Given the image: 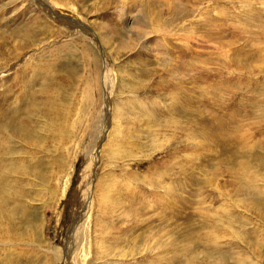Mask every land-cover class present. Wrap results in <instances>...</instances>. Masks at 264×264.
I'll list each match as a JSON object with an SVG mask.
<instances>
[{
	"label": "rangeland",
	"instance_id": "obj_1",
	"mask_svg": "<svg viewBox=\"0 0 264 264\" xmlns=\"http://www.w3.org/2000/svg\"><path fill=\"white\" fill-rule=\"evenodd\" d=\"M23 1L0 0V264H260L264 0Z\"/></svg>",
	"mask_w": 264,
	"mask_h": 264
},
{
	"label": "bare ground",
	"instance_id": "obj_2",
	"mask_svg": "<svg viewBox=\"0 0 264 264\" xmlns=\"http://www.w3.org/2000/svg\"><path fill=\"white\" fill-rule=\"evenodd\" d=\"M23 2H27V6H29V7H31V8H34V9H36L35 7V5H34V3L32 2V1H26V0H24ZM36 12H37V9L35 10ZM48 12H50L49 10H48ZM35 20V19H34ZM86 20V19H85ZM36 21H37V19H36ZM46 22L49 24V25H51L52 26V22L51 21H49V20H46ZM57 30H60V28L57 26ZM61 31H63V32H65L66 30L63 28V27H61ZM97 31V30H96ZM99 32V31H98ZM99 35V34H98ZM60 36H64V35H62V34H60ZM103 36V35H102ZM78 38V40H79V43H80V45L81 44H83V42L84 41H82V38L83 37H77ZM103 38V37H102ZM104 41H106V40H104ZM73 42H78L77 40L76 41H74L73 40ZM78 43V44H79ZM87 43V42H86ZM107 46V45H106ZM41 47V46H40ZM108 47V46H107ZM40 49V48H39ZM44 52V51H43ZM47 52V51H46ZM51 52V51H50ZM111 56V55H110ZM108 100H109V96H108V94L106 95V101H107V103L106 104H108ZM106 112H107V110H106ZM66 127V126H65ZM60 133H62L64 136L63 137H66L67 136V130H66V128L65 129H61L60 130ZM20 134L22 135V134H25V136H28V132H27V130L23 127L21 130H20ZM30 145H32V140L31 139H29V142H28ZM2 144L4 145V140L2 141ZM15 173V172H14ZM16 175H18V173H15ZM12 177V176H11ZM13 183H14V181H13ZM15 183H17L16 181H15ZM95 189H97V184H96V187H95ZM93 193H96V191L95 192H93ZM95 195V194H94ZM15 196V195H14ZM18 196V195H17ZM16 196V197H17ZM94 197V196H93ZM95 197H96V195H95ZM94 199V198H93ZM85 202V201H84ZM87 202V201H86ZM85 202V203H86ZM0 213H3V212H5L6 211V209H9V203H7V202H2V201H0ZM86 206V205H85ZM93 205H92V208H91V210H87V212H85L86 214H87V219L89 218V214L90 213H92V210H93ZM6 208V209H5ZM90 216H91V214H90ZM92 219V218H91ZM34 235V234H33ZM32 235V236H33ZM28 236V235H27ZM35 236V235H34ZM34 238V237H33ZM73 239V237L70 239V240H72ZM0 240H5L6 241V237H1V235H0ZM17 241H20V242H24V240H17ZM33 241H31V243H32ZM159 243V242H158ZM71 244V243H70ZM23 246V245H22ZM144 247V246H143ZM263 249H264V246L262 247V249H261V261H262V258H264L263 257V254H264V252H263ZM153 250V249H152ZM151 250V251H152ZM51 251H54L53 252V254L52 255H49V257H50V260H48V262H51L52 261V263L53 264H55L56 262H57V260L61 263L62 262V260H63V258H62V253H59L58 251H57V247L56 248H52L51 249ZM261 261H260V264H261ZM57 264V263H56ZM194 264H198L197 263V260H195L194 261Z\"/></svg>",
	"mask_w": 264,
	"mask_h": 264
},
{
	"label": "water",
	"instance_id": "obj_3",
	"mask_svg": "<svg viewBox=\"0 0 264 264\" xmlns=\"http://www.w3.org/2000/svg\"><path fill=\"white\" fill-rule=\"evenodd\" d=\"M72 23H74L76 26L77 25L80 26L79 23H78V21L73 20ZM63 249H64V251H68V247H66V245L63 247Z\"/></svg>",
	"mask_w": 264,
	"mask_h": 264
}]
</instances>
